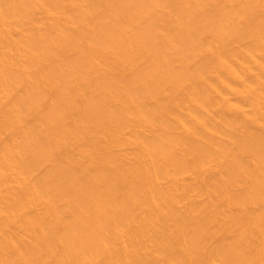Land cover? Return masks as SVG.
I'll list each match as a JSON object with an SVG mask.
<instances>
[{
	"label": "bare ground",
	"instance_id": "6f19581e",
	"mask_svg": "<svg viewBox=\"0 0 264 264\" xmlns=\"http://www.w3.org/2000/svg\"><path fill=\"white\" fill-rule=\"evenodd\" d=\"M226 257L264 264V0H0V264Z\"/></svg>",
	"mask_w": 264,
	"mask_h": 264
},
{
	"label": "rangeland",
	"instance_id": "374dc122",
	"mask_svg": "<svg viewBox=\"0 0 264 264\" xmlns=\"http://www.w3.org/2000/svg\"><path fill=\"white\" fill-rule=\"evenodd\" d=\"M195 173H196V166H195V165H193V170H192L191 174H193V175H194ZM225 260H226V261H225V263H228V264H229V263H231V261H232V260H228V258H227V257L225 258Z\"/></svg>",
	"mask_w": 264,
	"mask_h": 264
}]
</instances>
